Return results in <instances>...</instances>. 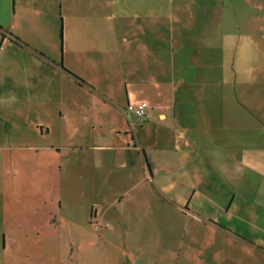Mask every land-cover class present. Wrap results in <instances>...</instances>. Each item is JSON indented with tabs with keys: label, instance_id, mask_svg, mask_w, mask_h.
I'll use <instances>...</instances> for the list:
<instances>
[{
	"label": "crops",
	"instance_id": "1",
	"mask_svg": "<svg viewBox=\"0 0 264 264\" xmlns=\"http://www.w3.org/2000/svg\"><path fill=\"white\" fill-rule=\"evenodd\" d=\"M139 3L13 0L0 20V264H42L48 247L54 264H264V102L235 98L234 57L205 32L179 53L197 70L187 89L181 41L155 60L135 35ZM140 101L132 129L123 108ZM77 182L116 196L77 212Z\"/></svg>",
	"mask_w": 264,
	"mask_h": 264
},
{
	"label": "rangeland",
	"instance_id": "2",
	"mask_svg": "<svg viewBox=\"0 0 264 264\" xmlns=\"http://www.w3.org/2000/svg\"><path fill=\"white\" fill-rule=\"evenodd\" d=\"M3 2H7L9 13L3 7ZM12 11L13 0H0V20L2 23L11 24ZM124 19V16L118 18L120 22H123ZM136 19L139 26L135 28V35L139 37L148 35L154 38L152 59L161 58L159 49L162 46L166 47V44H160L163 38L169 35L174 37L176 46L179 40L182 42H180L179 50L176 48L170 57H174V60L183 68V75L187 79L184 85L188 86L187 89L194 85L193 77L196 76L195 71L197 72V70L192 62L193 60L188 57L185 58V55L180 56L179 53L192 52L195 44L194 36L205 32L206 35L216 39V51L219 54L224 52L227 56V62H231L230 56L233 55L234 57L233 68L236 71L233 76L236 80L235 98L237 96V98L242 99V94L245 93L247 96L248 93L250 100L264 102V0H146L144 5L139 3ZM142 22H145L147 26L144 27L145 24H142ZM57 40L59 41V38ZM147 61L150 63L149 57ZM218 62L220 63V59H218ZM246 79L248 83H246ZM187 92L189 93V90H186ZM187 97L189 96L187 95ZM235 111L237 112V109ZM49 121H55L53 115L49 116ZM72 163L79 165L75 158H72ZM83 185L81 182H77L67 189L70 199L74 201V210L77 212L81 211V207L85 209L86 206L82 205L83 203H89V201L93 202L91 204L92 213L94 209L99 211L101 207L94 203L96 198L102 195L103 199L116 196V188L113 186L100 191L101 187L88 189L89 187L86 188ZM58 194L60 195V192ZM127 213L132 214L130 211H127ZM134 218L133 214L132 217L126 216V220H130L132 223L135 220ZM163 219V226H170L175 229L184 225L183 222L172 216L170 218L163 216ZM155 220L156 216L153 218L147 215L145 221L147 223L153 221L154 223ZM106 221L109 222V220L101 219L99 222L92 223L91 229L93 232L97 234L103 232ZM147 223L141 227H146ZM70 226H72L71 222ZM131 237H137V243L141 242V235ZM69 239L73 243L77 241L74 234L70 235ZM66 242L67 235H60L58 238V243L62 246L60 248L64 249ZM47 249L50 251H47L48 256L46 259L44 258L42 264H54L53 248L48 247ZM60 254H63V251L58 252V259ZM90 258L92 260V257ZM159 261L164 263L162 260Z\"/></svg>",
	"mask_w": 264,
	"mask_h": 264
},
{
	"label": "built area",
	"instance_id": "3",
	"mask_svg": "<svg viewBox=\"0 0 264 264\" xmlns=\"http://www.w3.org/2000/svg\"><path fill=\"white\" fill-rule=\"evenodd\" d=\"M123 111L127 116H130L128 124L132 129L144 122L148 117L147 103L145 101H140L135 104L127 103Z\"/></svg>",
	"mask_w": 264,
	"mask_h": 264
},
{
	"label": "trees",
	"instance_id": "4",
	"mask_svg": "<svg viewBox=\"0 0 264 264\" xmlns=\"http://www.w3.org/2000/svg\"><path fill=\"white\" fill-rule=\"evenodd\" d=\"M75 77V76H74ZM77 80L81 81L79 78L75 77Z\"/></svg>",
	"mask_w": 264,
	"mask_h": 264
}]
</instances>
